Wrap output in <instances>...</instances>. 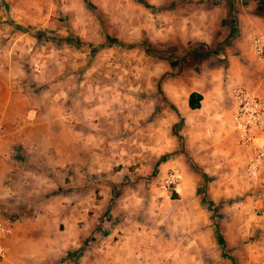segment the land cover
Listing matches in <instances>:
<instances>
[{"label": "crops", "instance_id": "crops-1", "mask_svg": "<svg viewBox=\"0 0 264 264\" xmlns=\"http://www.w3.org/2000/svg\"><path fill=\"white\" fill-rule=\"evenodd\" d=\"M11 1L19 6L18 0ZM180 1L74 0L72 11L66 14L80 42L65 38L57 50L26 29L36 26L32 30L40 32L38 37L46 29L64 36L68 28L54 18L59 8L39 2L25 3L23 8V3L17 7L22 21L15 27L9 20L12 13L0 0V213L15 221L14 233L0 243V250L5 251L0 264H100L98 259L88 262L89 257L101 255L99 251L111 261L108 264L121 260V264H141L142 237L133 232L132 225L122 235L110 234L112 240L108 235V247L82 251V260L73 253L77 247L71 251L83 245L97 226V217L82 215L80 209H105L126 200L114 198L123 187L126 169L116 172L115 167L125 160L126 142L113 138L128 132L125 128L131 119L157 123L154 145L161 147L162 123H176L180 117L194 123L200 131L197 137L206 138L209 126L224 123L219 113L224 84L234 86L232 95L235 87L244 86L264 99V68L250 42L262 25L263 0H252L246 8L243 0H187L184 9ZM92 6L101 11L95 16L106 25L89 15L87 9ZM130 13L138 15L136 30L125 19ZM182 16L181 27L172 23ZM151 19L155 22L147 35L145 26ZM238 22L240 37L222 44L225 37L237 35ZM190 41L202 45L191 56L181 55L179 46ZM116 42H123L128 50L111 47ZM131 42L174 55L145 60L141 55L146 51L131 49ZM212 42L218 49L220 45L222 53ZM110 57L115 66L108 64ZM34 61L42 66L41 73L32 71ZM130 63L138 66L134 80ZM255 64L258 69L253 68ZM131 81L144 96L154 98L137 101L124 85ZM193 93L203 96L197 110L189 106ZM179 166L181 159L172 157L161 169ZM190 176L185 183H190ZM53 191L65 193L59 204L54 205L59 198L50 199ZM49 207L58 209L52 214ZM67 207L79 210L68 216ZM81 220L84 230L76 228ZM148 247L151 254L156 253L152 244Z\"/></svg>", "mask_w": 264, "mask_h": 264}, {"label": "rangeland", "instance_id": "rangeland-1", "mask_svg": "<svg viewBox=\"0 0 264 264\" xmlns=\"http://www.w3.org/2000/svg\"><path fill=\"white\" fill-rule=\"evenodd\" d=\"M73 1L68 5H62L59 0H18L19 6L24 3L23 8L28 3L33 5L34 2L43 3L48 8L49 3L53 4L54 7L59 8L54 18L68 28L64 36L58 34L56 30L46 29L45 34L49 35L44 34L38 37L40 32L32 30L37 28L36 26L26 29L27 33L29 30L34 31L30 33L35 34L38 41L46 40L57 50L62 47L65 38L80 42V38L71 29L72 24L66 14L72 11L73 8L70 6ZM250 1L252 0H243L241 3L245 6ZM187 2V0L180 1V7L183 6L184 9ZM2 3L6 11L12 13L9 15V20L16 27L19 21H22L20 10L17 8L19 6H15L11 0H2ZM261 3H264V0ZM92 7H88L90 10L87 9L89 15L94 20H100L95 15L97 11H101L95 10V6ZM125 19L133 30L139 27V25L136 26L140 22L137 14H127ZM183 19L184 16L178 17L173 19L172 23L181 27ZM100 21L106 25L103 20ZM154 22L153 19L146 22L147 35L150 25ZM157 26L161 28L163 25L159 23ZM238 26L239 22L236 29L237 35L225 37L221 40L222 44L231 41V38L234 40L240 37L241 30ZM259 28L264 29V17ZM260 29L250 37L251 46L256 35L264 36V32ZM217 36L221 39L219 34ZM214 37L212 36V39ZM131 43V49L140 48L138 43ZM199 43L190 41L188 45L183 46L184 49L179 46L178 50H183L180 52L181 55L187 53L191 56L197 46L202 45ZM213 43L209 44L218 53H222L220 45L218 49L214 46L217 43ZM111 47L127 49V45L123 42H116ZM140 49L146 51L141 55L145 60H166L168 55H174L173 51L158 54L147 43H144ZM107 62L112 66L116 64L114 57H110ZM260 65L264 68V63ZM130 66L135 71L131 74V79L134 80L138 77L136 74L138 66L134 63H130L128 68ZM253 68L258 69V65H253ZM227 69L228 65L226 74ZM133 83L134 81L124 82V85L127 89L129 88L131 96L136 97L137 101L145 102L154 98L153 95L144 96L143 92L135 89L138 87ZM228 85V87L226 84L223 86L222 111H219L224 115L222 116L224 123H217L218 125L213 128L209 126L206 130L209 135L206 138L197 137L200 131L194 127V123H188L183 117H180L176 123H162L160 127L162 130L161 147L154 145L158 139L155 136L157 123L134 122L131 119V123H128L129 128H125L128 132L119 133L113 138L114 141L124 139L126 142L124 149L126 154H121L125 160L115 167L116 172L126 169L120 183L123 187L118 188L114 193V198L120 201L126 200L123 203L120 202L119 206L114 204L105 209L65 208L68 216L77 214L73 212L79 210L82 215L85 213L97 217V226L90 231L86 242L83 245L74 246L71 250L73 252L77 247L73 253L79 257V260L84 257L82 251L97 248V245L99 248L108 247L106 243L108 235L112 240L113 236L110 234L120 233L122 235L123 229L132 225L133 232L145 238V240L141 238L139 245L144 249L141 250L143 253L141 264H151V262L152 264H264V166L257 176L249 171V150L241 146L231 123L234 114L231 90L234 86L230 87L229 83ZM156 131H159L158 127ZM172 157L181 159V166L163 171L161 165ZM174 168L181 171L183 179L175 189H165L164 179ZM164 173H166L165 176ZM188 173L191 174L190 183H185ZM64 195V191H53L49 194L50 199L58 200L59 198L54 205L59 204ZM94 196L98 199L97 196L100 195L95 193ZM47 209L54 214L57 211L55 209L58 208L49 207ZM41 212L46 214V208ZM76 216L82 217L81 215ZM82 219L85 220V217ZM83 220L78 222L76 228L79 226V229L84 230ZM134 220L138 223L131 222ZM115 238L118 242V236ZM149 244L154 246L155 254L149 252ZM92 253L94 255V252ZM99 253L101 255L89 257L88 262L98 259L100 264L111 263L104 252L99 251ZM145 259L147 262H144ZM121 263L122 260L119 264Z\"/></svg>", "mask_w": 264, "mask_h": 264}, {"label": "built area", "instance_id": "built-area-1", "mask_svg": "<svg viewBox=\"0 0 264 264\" xmlns=\"http://www.w3.org/2000/svg\"><path fill=\"white\" fill-rule=\"evenodd\" d=\"M62 5H68L73 0H59ZM44 32L41 35L44 36ZM48 36L49 34H45ZM253 50L257 58L264 63V36L253 38ZM32 71L41 73L39 62L32 63ZM234 114L233 128L238 135L239 143L249 150V171L257 176L264 166V99L244 86L233 89ZM183 174L177 168L172 169L164 179L165 189H175L182 181ZM15 231V221L0 213V243ZM5 258V251L0 250V260Z\"/></svg>", "mask_w": 264, "mask_h": 264}, {"label": "trees", "instance_id": "trees-1", "mask_svg": "<svg viewBox=\"0 0 264 264\" xmlns=\"http://www.w3.org/2000/svg\"><path fill=\"white\" fill-rule=\"evenodd\" d=\"M203 100V96L199 93H193L191 96H190V99H189V106H190V109L192 110H197L199 108H201V102Z\"/></svg>", "mask_w": 264, "mask_h": 264}]
</instances>
